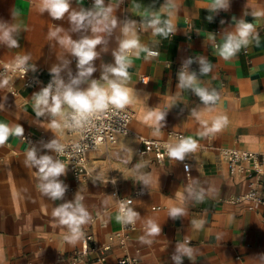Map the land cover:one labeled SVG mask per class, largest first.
Here are the masks:
<instances>
[{
    "label": "crops",
    "instance_id": "1",
    "mask_svg": "<svg viewBox=\"0 0 264 264\" xmlns=\"http://www.w3.org/2000/svg\"><path fill=\"white\" fill-rule=\"evenodd\" d=\"M1 1L0 22L19 26L20 45H0L2 62L13 63L17 56L29 55L30 75L47 82L51 80L50 68L60 62L57 57L64 56L71 61L72 73H76L74 57L48 39L49 29L55 25L70 28L67 14L62 20H53L47 12H40V0ZM93 2L71 0L76 10L91 8ZM175 2L173 21L177 32L165 39L153 35L150 29L139 28L147 14L158 12L165 0H105L113 6L119 21H137L141 44L159 55L151 59H145V53L132 56L127 85L132 90L127 106L135 113L131 133L122 136L115 146L89 154L86 182H75L68 167L60 177L68 186L63 200L52 201L39 191L37 171L26 166L25 160L32 146L38 154L55 156L43 145L54 138L63 142L64 128L53 129L49 117H36L32 95L39 87H28L19 78L8 79L7 86L0 87V122L24 128L22 136L11 135L0 146V264H102L97 255L72 261L86 235L92 236L106 257L105 264H118L125 256L137 259L139 264H174L171 256L176 244L185 240L194 249L195 264H264V205L252 200L237 201L249 192L252 179L230 175L219 153L220 149L264 152V15H253L264 13V0H230L229 9L217 13L207 11L211 0ZM208 16H213L211 22ZM241 18L255 25L258 39H252L236 57L226 61L219 57L216 45L222 43L223 33L233 30ZM82 34L71 33L73 39ZM118 35L119 27L109 38L108 52H101L94 62L97 71L92 78L99 79L102 64L114 63L111 51L117 47ZM201 56L213 65L212 71L200 75L198 62L189 69L197 72L201 86L219 94L211 110L190 90L177 88V73L183 61ZM61 75L67 76V71ZM144 77L147 84L141 82ZM150 108L166 113L159 130L151 121H145ZM193 109L199 118L191 114ZM220 115L227 116V125L214 134L203 135L205 125L210 126ZM168 131L184 133L197 141L198 150L192 161L170 158L158 164L153 154L137 155L139 137L164 140ZM26 134H31L32 143L22 139ZM142 174L150 177L149 184L138 180ZM77 192L83 197L91 220L82 228L83 238L73 245L66 241L67 229L58 224L52 210L60 203L74 200ZM261 193L264 199V179ZM132 196L133 209L140 218L123 248L112 239L121 228L116 221L117 200ZM199 196L203 199L197 200ZM173 206L183 207L186 215L175 220L169 217ZM149 220L160 225L162 231L158 236L148 235ZM192 221L199 227L193 226ZM142 237L151 243L141 242ZM183 264L193 261L184 257Z\"/></svg>",
    "mask_w": 264,
    "mask_h": 264
},
{
    "label": "clouds",
    "instance_id": "2",
    "mask_svg": "<svg viewBox=\"0 0 264 264\" xmlns=\"http://www.w3.org/2000/svg\"><path fill=\"white\" fill-rule=\"evenodd\" d=\"M230 7V0H211L207 6V11L217 13L220 10L227 11ZM177 8L175 0H165L158 12L147 14V19L139 24L143 31H152L153 35L162 36L167 39L177 32L173 18ZM40 12H47L53 20H62L67 14L70 24L69 29L61 26H54L49 29L48 39L56 41L65 53L76 60V73L73 74L70 68L71 61L64 56H58L60 61L50 68L51 80L47 86L32 95L34 104L33 110L37 118L49 117L50 127L59 129L61 127L82 128L99 114L109 109H124L131 101L132 90L127 86L130 80L128 69L132 66V56L139 57L145 53V59L157 57V51L149 49L141 44L137 21L126 19L119 21L114 15L115 9L105 0H94L91 8H72L71 0H40ZM162 15L168 18L162 19ZM255 17L264 13H253ZM211 22L213 16L207 17ZM223 23V21L221 22ZM119 27V35L116 36L117 47L111 51L114 63L102 64L99 79H94L93 74L97 71L95 61L100 58L101 52H108L109 38ZM71 33H83L78 39H73ZM19 26L0 22V45L7 48L20 47L17 36ZM107 35L108 39H105ZM252 39H258L255 25L242 18L236 21L233 30L224 32L222 43L216 45L220 58L230 60L247 47ZM99 47V51L97 50ZM29 55L17 56L12 64L4 65L5 72L0 73V87H5L9 83L6 73L8 71H21L27 73ZM199 63V74L207 75L212 71L213 65L207 61L205 56L199 58L189 57L182 63L177 73V88L190 90L194 93L202 104L211 110L219 99V94L215 89L201 86L196 71L190 70L189 66ZM35 71V66L32 69ZM67 71V81L61 75ZM147 84L149 81H143ZM82 85H87L82 87ZM192 115L199 118L196 109L192 110ZM166 113L152 110L148 111L145 121H151L159 130L165 120ZM228 123L225 115L217 116L211 121L210 126L205 125L203 135L214 134L220 131ZM24 128L17 125L12 128L9 124L0 122V146L5 145L11 135L22 136ZM43 147L53 153L63 154L65 146L57 139H51ZM198 143L192 138L181 137L175 143H166L168 157L184 161L189 153L197 150ZM25 165L37 171L38 189L52 201L63 200L68 186L60 179L66 174L68 166L57 159L54 155L38 154V149L32 146L26 153ZM136 168L138 166H135ZM186 170L188 165H185ZM142 184H149L150 177L142 174L138 176ZM115 184V180L112 181ZM203 199L199 196L197 200ZM83 197L77 192L74 200L66 201L55 206L52 216L60 226L67 229L65 239L70 244H76L83 236V226L91 220V215L83 204ZM131 199H123L119 203L116 221L122 225H135L140 218V214L134 211ZM169 217L177 219L186 215V210L180 206H173L169 209ZM193 226L199 227L196 221L191 222ZM148 235L158 236L162 229L160 225L149 220L147 222ZM143 243H151V240L141 238ZM190 241L177 242L175 252L171 256L174 264H183V258L187 257L195 264L194 249L190 246Z\"/></svg>",
    "mask_w": 264,
    "mask_h": 264
},
{
    "label": "built area",
    "instance_id": "3",
    "mask_svg": "<svg viewBox=\"0 0 264 264\" xmlns=\"http://www.w3.org/2000/svg\"><path fill=\"white\" fill-rule=\"evenodd\" d=\"M2 10V1L0 0V13ZM76 65V60L74 58ZM12 63H4L0 60V73L5 72L4 65ZM28 68V66H27ZM8 79H23L25 85L28 87L35 86L42 89L50 82H44L38 77L30 75L29 68L27 73L19 70L8 71L6 73ZM64 79L67 81L68 76ZM146 78H142L141 82ZM145 84V83H144ZM16 94V93H14ZM135 117V113L126 106L124 109H109L104 113L99 114L93 118L90 123L82 128H68L63 127L66 132V139L61 142L65 146L63 154H55L57 159L64 162L70 169L75 182L83 183L89 178V154L97 152L103 147L115 146L122 136H127L131 133L130 125ZM181 137L187 138L184 133L176 131H168L164 140H154L139 137L140 147L137 150V155L140 157L148 154H153L155 162L162 164L170 157H168L164 145L166 143H175ZM26 142L32 143L34 141L31 134H26L22 137ZM46 141L45 137H42ZM198 150V148H197ZM197 150L194 153L186 155L183 162H190L194 159ZM220 156L227 163L230 175L240 174L252 179L249 183L250 190L245 195L237 198V201L252 200L256 203L264 205L262 198L261 187L264 179V152H256L245 149H220ZM139 191L135 196L139 195ZM119 197L117 200V211L119 203L123 199H131L133 203L129 205L134 208V197ZM134 210V209H133ZM135 230V225H122L119 231L112 236L113 240H117L124 248L126 247L129 236ZM105 250H109L106 247ZM92 255H97L102 264L106 263V257L101 254V250L94 244L93 238L86 235L82 239L81 249L75 251L72 256L73 262L84 261ZM61 260V258H59ZM118 264H139L138 260L130 256H125L118 260Z\"/></svg>",
    "mask_w": 264,
    "mask_h": 264
}]
</instances>
